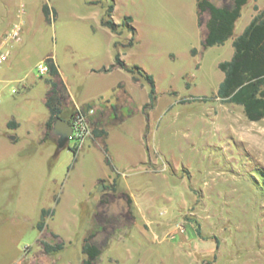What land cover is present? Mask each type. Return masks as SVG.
<instances>
[{
    "label": "rangeland",
    "instance_id": "1",
    "mask_svg": "<svg viewBox=\"0 0 264 264\" xmlns=\"http://www.w3.org/2000/svg\"><path fill=\"white\" fill-rule=\"evenodd\" d=\"M111 4L123 58L157 79L144 128L141 113L126 110L102 146L80 149L71 137L58 148L52 130L38 142L52 81L39 65L48 56L82 99L109 93L116 75L87 69L109 62L113 33L101 20ZM205 22L198 0H0V42L22 25L20 39L5 45L13 63L0 76V264H81L91 233L103 248L95 264H264V119L217 96L218 65L234 47L231 38L205 46ZM108 173L134 208L113 180L93 189L103 185L96 209L90 188ZM121 212L125 225L113 218ZM42 240L65 247L47 253Z\"/></svg>",
    "mask_w": 264,
    "mask_h": 264
},
{
    "label": "trees",
    "instance_id": "2",
    "mask_svg": "<svg viewBox=\"0 0 264 264\" xmlns=\"http://www.w3.org/2000/svg\"><path fill=\"white\" fill-rule=\"evenodd\" d=\"M249 0H235L234 5L226 4L224 7L216 6L211 0H198V6L201 13L208 11L210 17L206 23L208 33L204 39L205 46H214L224 44L234 36L236 21L242 14L243 6ZM46 16H50V7L45 5L43 8ZM114 5H109L106 10V17L102 19V24L108 26L114 32L122 23H116L113 18ZM54 12L56 13L55 9ZM126 24H129L133 17L128 15L124 18ZM132 42L130 41L129 44ZM234 53L231 59L223 60L219 63V68L223 71L224 77L219 84L217 93L222 102L235 103L243 106L245 115L251 121H260L264 119V9L258 12L245 28V30L233 39ZM117 64L125 67L127 70L137 72L142 75L150 85L149 102L144 105V109L151 107L155 103L156 83L154 76L140 69L138 65L134 68L128 67L120 58V53L115 56ZM49 72L52 76L59 74V67L53 57L46 58ZM67 94L57 88L54 81H51V87L47 93L46 105L50 111V117L46 123L47 131L53 128V123L57 117L62 116V104L66 100ZM90 105H87L89 108ZM9 126H14L13 121L8 122ZM94 134L106 135L107 131L94 129ZM75 153L77 149L74 148ZM48 210H42V220L38 223L39 230L46 227L44 217L49 213ZM94 233L85 237L82 251L85 254L83 264H95L101 255L103 248L93 242ZM44 250L47 253H55L65 247L63 241L51 243L42 240Z\"/></svg>",
    "mask_w": 264,
    "mask_h": 264
},
{
    "label": "crops",
    "instance_id": "3",
    "mask_svg": "<svg viewBox=\"0 0 264 264\" xmlns=\"http://www.w3.org/2000/svg\"><path fill=\"white\" fill-rule=\"evenodd\" d=\"M216 6L218 7H224L226 4H230V5H234L235 0H211ZM264 9V0H249L242 8V14L239 17V19L236 21V25H235V30L237 31V28L239 26V22H241V19L243 18V12L246 10L247 12V16L245 21H242L241 25H240V29L238 30V32L235 34V30H234V36L231 38L232 39V43H233V39L241 34L245 28L250 24V22L252 21L253 17L260 12L261 10ZM115 10V7H114ZM114 12V11H113ZM203 14L205 15L206 18V22L205 24H202V28L204 31V39L206 38V35L208 33V28H207V21L210 17V13L208 11H204ZM116 22V21H115ZM119 23V22H116ZM101 24H102V20H101ZM102 26H104L107 30L111 31L113 33L112 36V42L111 44H113L114 48L107 47L108 50H110L109 52V62L107 64H99V65H95V64H91L89 65V68L87 69V71L89 73L92 74H109V75H116V77L114 76V78L112 79V82L110 84L109 87V93L107 95H103L101 94V91L99 90H95L93 92L92 95L88 96L85 99H82L81 96H78L74 91H73V87L72 84L69 82H65L66 79H64L62 77V70L59 67V74L56 76H52V81H54L57 85V88L60 89L61 91H65L67 94L66 100L63 102L62 104V118L64 120H66L67 122L71 123L70 121H72V114L74 111H77L79 109L84 108L87 105H90V110H89V118L90 121L92 123V126L94 127V129H96V131H100V130H105L107 131L106 135H95L94 137H89L85 140L84 143L88 142L89 146H91V144L93 146L96 145H103L105 144V139L106 137L110 134L109 131V127L112 125H116L119 123H122L123 121H125L127 119V116L124 114V112H126V110L131 111V113L129 114L130 117L133 116V113H141V126L142 128H144L146 122H147V113L144 109V105L149 101V92H150V85L147 83V81L142 78V77H136L134 75L133 72L127 70L125 67H122L121 65L116 63V53L119 52L120 53V58L126 63V65L128 67L133 66L131 64H128L126 62V60L123 58V55L120 51V47H118V45H123L119 42V37L117 32H114L112 29H110L108 26H105L102 24ZM228 41V40H227ZM233 45V44H232ZM126 46V45H123ZM89 49L91 51L93 50H98V48H96L94 45H91V47H89ZM115 51V52H114ZM234 53V51H233ZM12 56V51L10 52V56L8 58V60L6 61L7 65H6V69L13 63V57ZM113 56V57H112ZM233 56V55H232ZM113 58V59H112ZM4 65H0V76L2 74V70L4 69ZM121 76H118L120 75ZM155 79V83H156V89H157V79L154 77ZM1 81V79H0ZM68 81V80H67ZM83 81L82 80H76L75 81V86L77 87H82ZM51 85L49 84L48 86H46V93L45 96L43 97V101L46 103V99H47V93L48 90L50 89ZM18 92V91H17ZM133 112V113H132ZM50 117V111L48 108V113L46 115V117L44 118V120L42 121V132L40 134V136L38 137V142H42L45 138V134L47 131V127H46V123L48 121ZM10 121L14 122V126L17 130L18 128H20L22 126L20 120H17V118H11ZM54 137H52V141L56 142L57 136L53 133ZM20 134L17 133L15 134V139L12 140H17L19 139ZM84 146H81L80 149H83ZM79 149V150H80ZM114 158V157H113ZM118 160V159H117ZM117 160H115V158L113 159L114 164H117ZM120 167V166H119ZM116 178L114 176H112L111 173L106 174V176L104 177H99L96 182L94 183V185L90 188V195L91 197H93V199H95V207L97 210H100L101 208V199H100V190L98 194H94L93 189H95V187H97L98 185L101 184V182H109V181H113ZM116 181V180H115ZM116 187L118 188V192L121 193H125L127 195H129L132 199V208H134L135 206V202H134V198L133 196L127 192L126 190H123L122 187H120V184L117 183L116 181ZM105 192V189H104ZM103 209V207H102ZM120 217H124L123 219H120ZM126 217L125 212H121V213H114L113 214V218L114 221H119L120 223H122L123 225H125V223L122 221L124 220ZM118 222V223H119ZM121 225V224H119ZM99 240L101 239H93V242H95V244L99 245ZM85 256V254H84ZM83 256V258H84ZM83 263V260L81 261V264Z\"/></svg>",
    "mask_w": 264,
    "mask_h": 264
},
{
    "label": "built area",
    "instance_id": "4",
    "mask_svg": "<svg viewBox=\"0 0 264 264\" xmlns=\"http://www.w3.org/2000/svg\"><path fill=\"white\" fill-rule=\"evenodd\" d=\"M21 35L22 25L20 23L14 24L2 39V41L0 42V65L6 62L10 56V49H8L5 45L10 41L20 39ZM48 71V65H39V73L41 75L47 73ZM17 91L18 90L16 88H13V92ZM89 110L90 107L88 108L87 112L82 111V109L77 110L71 121V125L73 127L71 137L76 138V140L78 141V147H81L85 140L91 137L94 132V129L90 123Z\"/></svg>",
    "mask_w": 264,
    "mask_h": 264
},
{
    "label": "water",
    "instance_id": "5",
    "mask_svg": "<svg viewBox=\"0 0 264 264\" xmlns=\"http://www.w3.org/2000/svg\"><path fill=\"white\" fill-rule=\"evenodd\" d=\"M73 127L71 123L64 120L62 117H57L53 123L52 132L57 136L56 142L58 148H63L67 146L69 140L72 136ZM12 139H15V135L11 136ZM103 188L101 185L100 190Z\"/></svg>",
    "mask_w": 264,
    "mask_h": 264
}]
</instances>
